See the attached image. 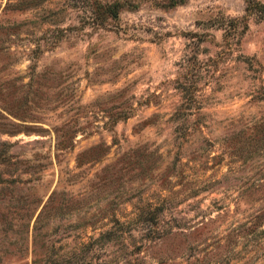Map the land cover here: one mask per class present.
<instances>
[{"label": "rangeland", "instance_id": "rangeland-1", "mask_svg": "<svg viewBox=\"0 0 264 264\" xmlns=\"http://www.w3.org/2000/svg\"><path fill=\"white\" fill-rule=\"evenodd\" d=\"M244 5L0 0V264L108 229L116 264H264V11L243 26Z\"/></svg>", "mask_w": 264, "mask_h": 264}, {"label": "trees", "instance_id": "trees-1", "mask_svg": "<svg viewBox=\"0 0 264 264\" xmlns=\"http://www.w3.org/2000/svg\"><path fill=\"white\" fill-rule=\"evenodd\" d=\"M116 2L107 6L111 15H116ZM264 11V3L259 0H245L244 13L240 16L243 26H246L245 19L249 14ZM52 190L45 202L39 208L34 223L39 221V217L47 206L53 203ZM53 207V206H52ZM57 208H62L58 205ZM34 225V230H35ZM110 230L101 232L98 236L87 235V237H75L73 244L67 245L62 241L65 237H30L31 264H116L118 257H113L108 253L105 242L109 237H105ZM67 245V246H66ZM66 246V247H65Z\"/></svg>", "mask_w": 264, "mask_h": 264}]
</instances>
